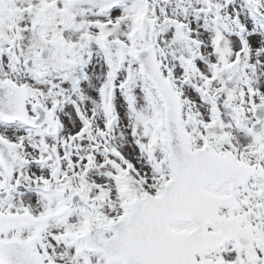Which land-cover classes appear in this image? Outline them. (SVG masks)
Instances as JSON below:
<instances>
[{
    "label": "snow or ice",
    "instance_id": "obj_1",
    "mask_svg": "<svg viewBox=\"0 0 264 264\" xmlns=\"http://www.w3.org/2000/svg\"><path fill=\"white\" fill-rule=\"evenodd\" d=\"M0 264H264V0H0Z\"/></svg>",
    "mask_w": 264,
    "mask_h": 264
}]
</instances>
